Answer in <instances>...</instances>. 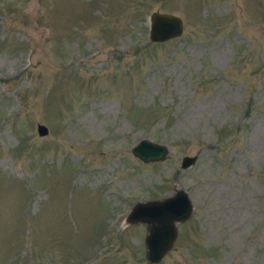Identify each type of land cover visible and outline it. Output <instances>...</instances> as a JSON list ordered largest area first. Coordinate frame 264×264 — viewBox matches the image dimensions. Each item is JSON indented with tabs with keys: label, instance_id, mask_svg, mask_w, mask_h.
Wrapping results in <instances>:
<instances>
[{
	"label": "rangeland",
	"instance_id": "1",
	"mask_svg": "<svg viewBox=\"0 0 264 264\" xmlns=\"http://www.w3.org/2000/svg\"><path fill=\"white\" fill-rule=\"evenodd\" d=\"M178 188L148 263L125 215ZM0 264H264V0H0Z\"/></svg>",
	"mask_w": 264,
	"mask_h": 264
},
{
	"label": "water",
	"instance_id": "2",
	"mask_svg": "<svg viewBox=\"0 0 264 264\" xmlns=\"http://www.w3.org/2000/svg\"><path fill=\"white\" fill-rule=\"evenodd\" d=\"M182 30L181 18L173 13L152 11L148 15L147 38L159 42L178 36ZM38 135H45L47 128L42 123L36 124ZM131 153L143 162L157 161L165 157L167 148L164 144L146 138H139L130 146ZM195 156L183 155L180 167L192 165ZM192 205L183 189H175L172 195L160 199L136 201L127 211L125 221L143 223L146 233L143 238L144 256L148 263L159 261L170 249L176 235L175 223L188 218Z\"/></svg>",
	"mask_w": 264,
	"mask_h": 264
}]
</instances>
